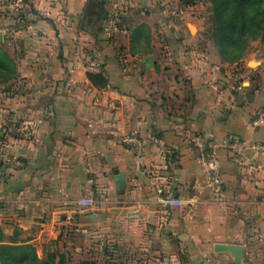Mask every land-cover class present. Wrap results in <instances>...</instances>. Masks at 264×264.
I'll list each match as a JSON object with an SVG mask.
<instances>
[{"label": "crops", "instance_id": "0c3cea01", "mask_svg": "<svg viewBox=\"0 0 264 264\" xmlns=\"http://www.w3.org/2000/svg\"><path fill=\"white\" fill-rule=\"evenodd\" d=\"M162 1L26 0L13 33L0 17L15 65L0 93L5 242L73 264H236L213 249L233 244L241 264H264V152L227 147L264 142V48L222 62L196 2L168 0L180 12L171 20ZM111 13L125 33L102 31ZM198 133L220 144V188L206 186L189 141ZM126 136L141 141V158Z\"/></svg>", "mask_w": 264, "mask_h": 264}, {"label": "trees", "instance_id": "16d2710c", "mask_svg": "<svg viewBox=\"0 0 264 264\" xmlns=\"http://www.w3.org/2000/svg\"><path fill=\"white\" fill-rule=\"evenodd\" d=\"M24 2L26 4V0ZM263 33L264 0H213V42L222 54L228 53L232 45L245 43L247 36L257 39ZM1 50L0 48V77L3 78L2 83L5 84L15 76V69L13 62ZM242 57L241 53L235 57L222 56L220 59L222 62L231 63ZM89 78L96 82L95 79L98 77L89 75ZM0 234V264H73L64 256H60L57 261L51 257L40 256L31 244L26 241L19 242L14 237L5 242L1 230ZM77 264L94 263L85 260Z\"/></svg>", "mask_w": 264, "mask_h": 264}, {"label": "built area", "instance_id": "2783aa9c", "mask_svg": "<svg viewBox=\"0 0 264 264\" xmlns=\"http://www.w3.org/2000/svg\"><path fill=\"white\" fill-rule=\"evenodd\" d=\"M163 7L166 8V14L171 20L179 19L180 12L177 9H172L169 6L168 0H163ZM25 6L24 0H0V17H7L9 19V25L6 28V32H14L15 24L17 23V15L23 10ZM102 31L106 34L113 35L118 33H125L121 30L118 22V13H111L107 18L106 22L102 27ZM85 59L88 67L93 69H99L101 67V62L99 60L96 52H88L85 54ZM256 122L262 123L264 119V112L260 111L256 114ZM23 136L27 137L26 134ZM190 143L196 148L203 157V162L205 166V182L207 187L220 188L221 187V175H220V162L217 150L219 148V143L204 134L198 133L194 134L189 139ZM122 143L125 145L132 146L133 152L137 158H141L142 154V143L135 136H126L122 139ZM227 147L234 153L244 150L245 148H250L259 152H264V142H238L230 140L227 143ZM88 186L93 183L91 179L86 182ZM159 202L161 205L167 202L169 198L172 197V189L161 188L159 190Z\"/></svg>", "mask_w": 264, "mask_h": 264}, {"label": "rangeland", "instance_id": "374dc122", "mask_svg": "<svg viewBox=\"0 0 264 264\" xmlns=\"http://www.w3.org/2000/svg\"><path fill=\"white\" fill-rule=\"evenodd\" d=\"M188 2H196L197 4V17L199 18V30L202 33V38L205 42H207L208 46L212 47L213 50L215 51V54L221 58L222 56L224 57H235L237 55H240L241 53L243 56L246 54V52L251 49V48H257V46H260L264 48V33L261 37L257 39H251L249 36L245 38V43H238L237 45H232V47L229 48V52L225 54V52L222 54L221 50L217 49L214 42H213V0H186ZM190 28H193L190 26ZM193 32L195 31V28H193ZM255 41H259V45H252ZM1 45V44H0ZM5 54L6 49L4 48L3 45L0 46ZM221 55V56H220ZM13 67L15 69V65L13 63ZM3 78L0 77V93L7 92L6 87H4L3 83ZM1 237V234H0Z\"/></svg>", "mask_w": 264, "mask_h": 264}, {"label": "water", "instance_id": "95a60500", "mask_svg": "<svg viewBox=\"0 0 264 264\" xmlns=\"http://www.w3.org/2000/svg\"><path fill=\"white\" fill-rule=\"evenodd\" d=\"M192 31L193 28H190ZM0 42H1V34H0ZM117 188L123 186L122 176L117 177ZM215 252H224L228 253L234 260L236 264H241L243 261V249L240 245L233 244H216L213 247Z\"/></svg>", "mask_w": 264, "mask_h": 264}]
</instances>
